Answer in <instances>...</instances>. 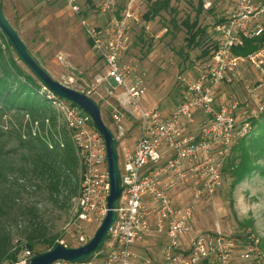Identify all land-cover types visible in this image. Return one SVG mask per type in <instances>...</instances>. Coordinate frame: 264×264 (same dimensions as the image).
<instances>
[{"label": "built area", "instance_id": "built-area-1", "mask_svg": "<svg viewBox=\"0 0 264 264\" xmlns=\"http://www.w3.org/2000/svg\"><path fill=\"white\" fill-rule=\"evenodd\" d=\"M93 1L100 21L85 15L87 0H63L104 63L106 74L98 83L115 90L114 82L116 90L122 91L119 105H112V119L119 132L123 192L99 253L81 263L55 264H264L261 239L253 233L241 237L222 231L193 232L200 205L214 201L224 186L223 169L237 139L252 129L253 119L264 114L261 106L259 112L247 110L241 115L238 100L223 93L225 86L243 81L246 65L264 83V47L246 57L233 51L245 39L263 34L264 2L235 1L231 15L213 27L215 47L203 70L195 77H181L179 105L164 112L158 106H142L147 91L144 77L124 60L132 45L133 26L141 23V16L132 4L118 15L115 0ZM246 88L255 98L250 85ZM46 91L70 132L79 163V189L65 236L85 243L86 227L101 224L109 210L105 140L89 114ZM129 114L138 129L132 147L125 140ZM154 235H161L154 245L160 248L157 258L153 251H145ZM33 257V250L22 246L11 264H30Z\"/></svg>", "mask_w": 264, "mask_h": 264}, {"label": "rangeland", "instance_id": "rangeland-1", "mask_svg": "<svg viewBox=\"0 0 264 264\" xmlns=\"http://www.w3.org/2000/svg\"><path fill=\"white\" fill-rule=\"evenodd\" d=\"M205 1L200 23L208 27V37H206L208 43L206 46H190L182 21L187 17L191 21L196 19L197 0L173 2L178 12L176 16L166 11L149 23L144 22L142 18L149 0H115L119 13L132 4L136 13L141 16V23L133 26L132 45L124 60L136 67L144 77L147 87L146 94L141 99L144 108L158 106L164 112H172L180 102L181 77L197 76L208 62L210 55H204V50L207 46L214 47L213 27L218 18L231 15L236 0ZM255 1L264 2V0ZM1 6L6 18L48 73L55 80L86 93L98 103L106 124L117 140L119 132L112 119V105H119L118 98L122 91L116 90L117 85L114 82L112 84L115 90L107 89L105 84L98 83L97 79L106 74L104 63L90 46L85 32L79 27L76 18L63 0H1ZM91 6L90 3L85 5L89 19L93 22L102 20L95 10L96 6ZM211 8H214L213 12L209 11ZM174 17L178 22L176 27L172 23ZM0 46L3 49L9 48L7 38L1 29ZM10 49L17 57L14 49L12 47ZM19 63L27 68L22 61ZM27 70L29 71L28 68ZM243 76V81L225 86L223 93H229V99L232 96L238 100L241 115L247 110L250 114L254 111L259 112L260 107L264 106V83L260 82L258 72L248 65L243 68ZM246 85H250L254 90L255 98L249 93ZM43 91H45L44 87ZM4 122V131L10 130L11 119L4 118ZM13 122L18 123L14 119ZM61 124L64 125L63 119ZM124 126L126 143L132 147L138 136V129L130 114ZM262 127L263 123L259 125V128ZM251 131L253 132V129L246 131L244 137L247 135L251 137L253 134L250 133ZM242 132L244 135L245 132ZM244 137H239L236 143ZM18 145V139H10L12 151H16ZM20 155L18 150L13 153L19 161ZM257 162L264 164V158ZM224 176V186L215 195L214 201H204L197 210L196 227L193 232L199 234L207 231H222L241 237L253 233L264 243V175L260 171H255L233 189L228 175ZM12 179L17 183L12 186L3 210L0 211V231L11 238L13 250L25 246L28 235L35 230L41 235L39 240L55 237L57 242L60 243L64 239L65 244L72 247L84 245L93 237L100 224L86 227L85 243L65 236L77 193L64 189L59 195L51 196L39 181L25 179L18 170L12 175ZM151 237L145 245V251L150 253L153 251L154 257L157 258L160 255V248L154 245H158L161 235ZM46 248L47 245L41 242L36 245L38 252H44Z\"/></svg>", "mask_w": 264, "mask_h": 264}, {"label": "trees", "instance_id": "trees-1", "mask_svg": "<svg viewBox=\"0 0 264 264\" xmlns=\"http://www.w3.org/2000/svg\"><path fill=\"white\" fill-rule=\"evenodd\" d=\"M182 1L184 0H149L147 10L142 17L143 21L149 23L166 11L176 16L178 12L173 2ZM197 1L196 19L191 21L187 17L182 21V26L187 31L190 46H206L208 27L200 23L206 1ZM87 3L95 7L93 0H87ZM209 11L213 12L214 8ZM117 14L120 15L119 12ZM85 15L89 16L87 10ZM225 20L226 18L223 17L218 18L215 25ZM172 23L177 26L175 17ZM1 32L3 33L2 30ZM4 36L6 37L5 34ZM89 43L92 47L90 41ZM214 43L213 40L212 44ZM7 44L9 45L7 49L0 46V193L3 192L0 196V211L3 210L12 186L17 183L12 179V175L17 170L25 179L39 181L51 196L59 195L64 189L78 194L80 182L79 163L70 132L65 124H61L62 117L48 98V92L43 91L44 86L30 70V72L27 70L26 65L27 68L19 63L21 60L18 55L14 56L8 38ZM214 47L207 46L204 55L209 56ZM262 47H264V32L259 37L245 39L243 45L235 47L233 51L237 56L246 57ZM7 117L11 119L12 128L4 131V118ZM13 119L18 123H14ZM251 123L252 136L247 135L235 144L231 157L223 169L224 175L227 174L231 180L232 189L255 171H260L264 175V164L257 162L264 158V114L259 119H253ZM262 123L263 127L259 128ZM11 138L18 139L19 145L16 151L10 148ZM17 150L21 153L18 157L20 161L13 156ZM40 237L36 230L32 231L25 245L31 248L35 255L43 253L36 251L37 243L46 244L45 251L59 243L55 237L39 240ZM261 247L264 250L263 241ZM13 249L11 238L0 231V264L4 262L11 264L17 258L20 249Z\"/></svg>", "mask_w": 264, "mask_h": 264}, {"label": "water", "instance_id": "water-1", "mask_svg": "<svg viewBox=\"0 0 264 264\" xmlns=\"http://www.w3.org/2000/svg\"><path fill=\"white\" fill-rule=\"evenodd\" d=\"M0 29L10 41L20 60L28 67L32 74L41 82L46 90L56 97L66 100L89 114L102 134L107 151V166L110 176V194L108 197V213L97 228L93 237L84 245L72 247L58 243L50 250L35 255L30 264H55L58 261L81 263L89 260L99 253L108 238L116 217V209L122 196L121 175L117 154V142L114 133L106 124L101 107L86 93L62 84L55 80L48 71L37 61L25 45L18 32L6 18L0 0Z\"/></svg>", "mask_w": 264, "mask_h": 264}, {"label": "crops", "instance_id": "crops-1", "mask_svg": "<svg viewBox=\"0 0 264 264\" xmlns=\"http://www.w3.org/2000/svg\"><path fill=\"white\" fill-rule=\"evenodd\" d=\"M88 42H89V40H88ZM91 46V45H90Z\"/></svg>", "mask_w": 264, "mask_h": 264}]
</instances>
